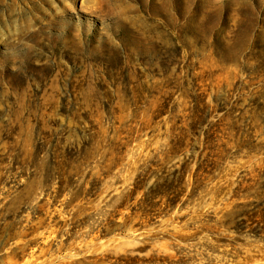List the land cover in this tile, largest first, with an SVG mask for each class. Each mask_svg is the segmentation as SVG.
I'll return each mask as SVG.
<instances>
[{
	"label": "rangeland",
	"instance_id": "rangeland-1",
	"mask_svg": "<svg viewBox=\"0 0 264 264\" xmlns=\"http://www.w3.org/2000/svg\"><path fill=\"white\" fill-rule=\"evenodd\" d=\"M0 264H264V0H0Z\"/></svg>",
	"mask_w": 264,
	"mask_h": 264
}]
</instances>
